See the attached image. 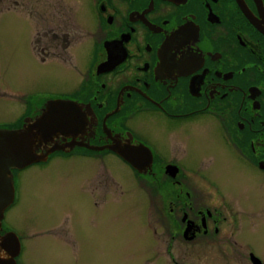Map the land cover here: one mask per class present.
Here are the masks:
<instances>
[{
  "label": "flooded vegetation",
  "instance_id": "obj_1",
  "mask_svg": "<svg viewBox=\"0 0 264 264\" xmlns=\"http://www.w3.org/2000/svg\"><path fill=\"white\" fill-rule=\"evenodd\" d=\"M0 11L29 19L40 63L79 77L69 93L33 98L18 123L0 126L20 128L49 100L78 105L82 126L31 166L115 158L163 209L153 233L169 253L195 260L186 264H264L255 240L239 234L259 206L237 208L214 180L176 164L180 147L215 128L264 187V0H0ZM135 147L150 158L141 173L114 151Z\"/></svg>",
  "mask_w": 264,
  "mask_h": 264
},
{
  "label": "rangeland",
  "instance_id": "obj_2",
  "mask_svg": "<svg viewBox=\"0 0 264 264\" xmlns=\"http://www.w3.org/2000/svg\"><path fill=\"white\" fill-rule=\"evenodd\" d=\"M29 32L25 15L0 11V126L18 123L31 99L69 93L79 81L72 70L40 63L31 50ZM214 130L203 131L194 145L188 143L189 148L180 147L176 164L198 169L214 180L237 208L259 206L253 227L244 219L239 234L252 237L264 259V187L252 184L251 168L231 160L220 132ZM13 175L16 201L6 211L3 225L21 242L17 264H170L172 258L186 264L194 260L175 248L166 250L169 241L153 233L163 209L153 203L149 187H142L115 158L54 160ZM190 175L182 172L181 179L204 186L198 176Z\"/></svg>",
  "mask_w": 264,
  "mask_h": 264
},
{
  "label": "water",
  "instance_id": "obj_3",
  "mask_svg": "<svg viewBox=\"0 0 264 264\" xmlns=\"http://www.w3.org/2000/svg\"><path fill=\"white\" fill-rule=\"evenodd\" d=\"M45 105L39 116L25 118L20 128H0V264H17L16 258L21 251L17 235L2 229L5 212L14 202L13 171L46 162L53 152L63 150L59 139L65 140L83 124L82 118L75 115L80 110L75 102L56 99ZM114 151L140 173L150 160L146 156L148 150L143 147L116 148Z\"/></svg>",
  "mask_w": 264,
  "mask_h": 264
},
{
  "label": "trees",
  "instance_id": "obj_4",
  "mask_svg": "<svg viewBox=\"0 0 264 264\" xmlns=\"http://www.w3.org/2000/svg\"><path fill=\"white\" fill-rule=\"evenodd\" d=\"M15 173H16V171H15Z\"/></svg>",
  "mask_w": 264,
  "mask_h": 264
}]
</instances>
